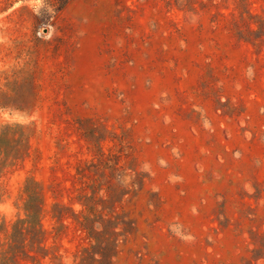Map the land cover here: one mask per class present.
Returning <instances> with one entry per match:
<instances>
[{
    "label": "rangeland",
    "instance_id": "1",
    "mask_svg": "<svg viewBox=\"0 0 264 264\" xmlns=\"http://www.w3.org/2000/svg\"><path fill=\"white\" fill-rule=\"evenodd\" d=\"M14 124L31 136L0 217L24 218L40 185L44 264L90 245L78 196L102 178L77 168L100 147L129 191L104 213L122 221L113 264H264V0H0V130Z\"/></svg>",
    "mask_w": 264,
    "mask_h": 264
},
{
    "label": "trees",
    "instance_id": "2",
    "mask_svg": "<svg viewBox=\"0 0 264 264\" xmlns=\"http://www.w3.org/2000/svg\"><path fill=\"white\" fill-rule=\"evenodd\" d=\"M30 136L27 128L20 124L6 125L0 130V188L4 171L14 166L25 155ZM85 136L90 143L100 145L101 137L96 135L94 128L86 130ZM99 152L105 158L100 164L91 161L77 168V177L81 181L90 178L89 172H94L95 175L107 180L104 183L102 179H98L93 185L84 182L85 185L78 196V202L83 209L75 215V218L81 229L86 232L90 244L83 248L80 264H113L112 251L117 247L118 238L123 235L122 232H115L122 221L116 223L112 218H105L104 213L106 209L110 210L108 204L122 201L129 191L122 190L121 186H113L108 181V178L122 176V167L116 161L118 157L108 159L101 147ZM144 178L143 174L138 173L133 184L143 185ZM88 189L91 191L90 194ZM103 190H105L106 199L100 196ZM3 196L0 189V200ZM22 196L25 197L24 218L7 221L5 217H0V264H17L19 258L30 261L32 264H44L43 261L50 254L45 244L46 231L42 224L45 202L40 185L34 179L26 180ZM100 206L101 210H99ZM57 207L54 206L52 217L59 219V214L55 212ZM97 226H101L102 230H98ZM53 259H57V256L54 255Z\"/></svg>",
    "mask_w": 264,
    "mask_h": 264
}]
</instances>
